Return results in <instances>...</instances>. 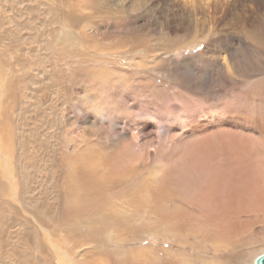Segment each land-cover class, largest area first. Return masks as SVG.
<instances>
[{
	"label": "rangeland",
	"instance_id": "374dc122",
	"mask_svg": "<svg viewBox=\"0 0 264 264\" xmlns=\"http://www.w3.org/2000/svg\"><path fill=\"white\" fill-rule=\"evenodd\" d=\"M260 20L264 0H0V264H253L264 253ZM230 135L248 143L233 170ZM158 180L174 187L166 201ZM208 183L214 203L189 204ZM87 214L101 217L97 237L63 222Z\"/></svg>",
	"mask_w": 264,
	"mask_h": 264
},
{
	"label": "bare ground",
	"instance_id": "6f19581e",
	"mask_svg": "<svg viewBox=\"0 0 264 264\" xmlns=\"http://www.w3.org/2000/svg\"><path fill=\"white\" fill-rule=\"evenodd\" d=\"M255 26V25H254ZM253 27V26H252ZM262 30V29H264V21H262V20H260V21H258V23H257V25L255 26V29H254V32L256 31V30ZM263 32V31H262ZM252 35V34H251ZM250 35V36H251ZM256 36H258V35H256ZM262 37V36H261ZM247 38V37H246ZM257 38V37H256ZM258 39V38H257ZM262 42H264V41H262ZM263 66V65H262ZM254 67V66H253ZM124 81V80H123ZM146 86V85H145ZM1 87H3V86H1ZM119 87V86H118ZM4 88V87H3ZM1 90H3V89H1ZM121 91V90H120ZM159 91V90H158ZM135 92V91H134ZM6 114V113H5ZM225 131V130H224ZM221 133H222V131H220ZM4 133V132H3ZM213 135H214V133H212ZM229 134H232V133H229ZM234 135V134H233ZM236 135H238V134H236ZM222 136H225V135H222ZM231 137H233L234 138V136H232V135H230ZM212 137V136H211ZM198 138V137H197ZM200 138V137H199ZM208 138V137H207ZM236 138V139H235ZM233 140L234 141H231V142H234L236 145H234V149H236V154L234 155H232V157H231V159L229 160V162H228V165H232V166H230V169H232L233 170V168H231V167H233V166H236L237 164H238V166H239V161L241 162V161H243L242 160V156H241V154H240V151H242L241 150V148L244 146H248V143H245V144H247V145H245V144H242L243 143V141L240 139L239 140V138H238V136L237 137H235ZM237 138H238V141H236L235 142V140H237ZM240 138H242V137H240ZM164 139V138H163ZM149 140V139H148ZM168 140V139H167ZM166 140V141H167ZM223 140H225V139H223ZM227 140V139H226ZM231 140V139H230ZM230 140H229V143L231 144V142H230ZM153 141V140H152ZM164 141V140H163ZM222 141V140H221ZM228 141V140H227ZM158 142V141H157ZM242 142V143H241ZM164 143V142H163ZM198 143V142H197ZM233 143V144H234ZM167 144V143H166ZM240 144V145H239ZM178 146H179V144H177ZM196 145V144H195ZM207 145V144H206ZM242 145V147L241 148H239L238 146H241ZM250 145V144H249ZM233 146V145H232ZM158 147V146H157ZM172 148V147H171ZM183 148V147H182ZM247 148H250V147H247ZM173 149V148H172ZM243 149V148H242ZM245 149V148H244ZM243 149V150H244ZM89 150V149H88ZM93 150V149H92ZM177 150H179L178 149V147H177ZM185 150V149H184ZM184 150H180V152H183ZM251 150V149H250ZM176 151V150H175ZM235 151V150H234ZM188 152L189 151H187L186 153H187V155H186V153H184L186 156H188L189 154H188ZM249 152V151H248ZM215 153V152H214ZM242 153V152H241ZM243 153H245V152H243ZM175 154V153H174ZM181 155L183 154V153H180ZM193 154V153H192ZM200 154H201V152H200ZM139 155V154H138ZM137 155V156H138ZM178 155H179V153H178ZM180 155V156H181ZM191 155V154H190ZM189 155V156H190ZM202 155V154H201ZM170 156V155H169ZM175 156H176V154H175ZM183 156V155H182ZM193 157L192 158H194V155H192ZM213 155L211 154V156H210V158H214V157H212ZM243 156L245 157V155L243 154ZM141 157V156H140ZM216 157V156H215ZM249 157V156H248ZM198 158V157H197ZM251 157H249V159H250ZM170 159V158H169ZM175 159V158H174ZM180 159H183V158H180ZM199 159V158H198ZM209 159V158H208ZM218 159V158H217ZM256 159V158H255ZM176 160V159H175ZM178 160H179V158H178ZM184 160V159H183ZM196 160V159H195ZM206 160V159H205ZM211 160V159H210ZM145 161V160H144ZM146 161H147V159H146ZM163 161H165V160H163ZM170 161V160H169ZM192 161V160H191ZM203 161V158L201 157V162ZM207 161V160H206ZM212 161V160H211ZM216 161H218V160H216ZM248 161V160H247ZM162 162V161H161ZM167 162V161H166ZM174 162V161H173ZM176 162V161H175ZM210 162V161H209ZM213 162V161H212ZM254 161L253 160H250L249 161V163H253ZM87 163H88V166L86 167L87 169H91L92 168V170H94L95 171V164L93 163V161L92 160H88L87 161ZM188 163V162H187ZM194 163V162H193ZM207 163V162H206ZM99 164V163H98ZM161 164V163H160ZM165 164V163H164ZM169 164V163H168ZM197 163L195 162V165H196ZM210 164V163H209ZM233 164H235V165H233ZM172 165V164H171ZM178 165V164H177ZM240 165H241V163H240ZM243 165H244V162H243ZM136 166V165H135ZM160 166V165H159ZM163 166V165H162ZM170 166V165H169ZM182 166V165H181ZM203 166V165H202ZM208 166V165H207ZM253 166V165H252ZM251 166V167H252ZM255 166V165H254ZM253 166V167H254ZM257 166H258V164H257ZM103 167V166H102ZM161 167V166H160ZM204 167V166H203ZM209 167H210V165H209ZM216 167V163H215V165L213 166V168H215ZM249 167V166H248ZM247 167V168H248ZM105 168V167H104ZM164 168H166V167H164ZM163 168V169H164ZM169 168H172V167H169ZM175 168V167H174ZM181 168V167H180ZM188 168V167H187ZM186 168V169H187ZM191 168V167H190ZM202 168V167H201ZM236 168V167H235ZM242 168L243 169H246V168H244V166H242ZM250 168V167H249ZM86 169V170H87ZM167 169H168V167H167ZM178 169H179V167H178ZM183 169H184V167H183ZM203 169V168H202ZM218 169V168H217ZM225 169V168H224ZM224 169H223V171H224ZM237 170H238V168H236ZM256 169H258V168H256ZM136 170V169H135ZM147 170V169H146ZM160 170V169H159ZM172 170V169H171ZM176 170V169H175ZM187 170H189V168L187 169ZM235 170V169H234ZM263 170V169H262ZM97 171V170H96ZM102 171V170H101ZM134 171V170H133ZM136 171H139V170H136ZM148 171H150V170H148ZM180 171V170H179ZM215 171V170H214ZM239 172H240V169L238 170ZM144 172V171H143ZM161 172V171H160ZM166 172V171H165ZM170 172V171H169ZM216 172V171H215ZM214 172V173H215ZM227 172V171H226ZM238 172V173H239ZM158 173V172H157ZM185 173V172H184ZM190 173V172H189ZM188 173V174H189ZM216 173H218V172H216ZM219 173H221L220 171H219ZM232 173H233V171H232ZM232 173H231V175H232ZM134 174V173H133ZM156 174V173H155ZM162 174H164L163 173V171H162ZM166 174V173H165ZM173 175H175L174 173H172ZM181 174V173H180ZM222 174V173H221ZM234 174H236L237 175V171H236V173H235V171H234V173H233V175L232 176H234ZM79 175H80V173H79ZM100 175H101V173H100ZM168 175H169V173H168ZM182 175V174H181ZM193 175V174H192ZM235 175V176H236ZM245 175V174H244ZM92 176V173L89 171L88 172V176L87 175H85V174H82V175H80V177L81 178H83L85 181H89V180H91L92 181V179L90 178ZM134 176H137V175H134ZM149 176V175H148ZM172 176V175H171ZM194 176V175H193ZM215 176V175H214ZM234 176V177H235ZM93 177H94V175H93ZM96 177V176H95ZM113 177V176H112ZM158 177V176H157ZM164 177V176H163ZM170 177V176H169ZM190 177H192L191 175H190ZM98 177H96L95 179H97ZM125 178V177H124ZM148 178V177H147ZM162 178V177H161ZM164 178H167V176L166 177H164ZM199 178V177H198ZM203 178V177H202ZM214 178V177H213ZM102 179H103V177H102ZM131 179V178H130ZM132 179H133V177H132ZM152 179V178H151ZM154 179V178H153ZM182 179V178H181ZM193 179H195L196 180V178H195V176H194V178ZM211 179V178H210ZM217 179V178H216ZM239 179V178H238ZM100 180V179H99ZM108 180V179H107ZM155 180V179H154ZM157 180V179H156ZM166 180V179H165ZM168 180H169V178H168ZM168 180H166V182H169ZM182 180H184V178L182 179ZM203 180V179H202ZM5 181V180H4ZM98 181V180H97ZM103 181V180H102ZM135 181V180H134ZM171 181V180H170ZM173 181V180H172ZM185 181V180H184ZM193 181V180H192ZM218 181V180H217ZM240 181V180H239ZM261 181V180H260ZM106 182V181H105ZM104 182V183H105ZM128 182V181H127ZM162 184H163V182H164V180H163V182L162 181H160ZM159 182V180H158V183H160ZM187 182V181H186ZM208 182V181H207ZM209 182H211V180H209ZM213 182V181H212ZM215 182V185L213 184ZM213 183H212V185H214V186H216V184H217V182L216 181H214ZM90 183H92V182H90ZM140 183V182H139ZM145 183V182H144ZM195 183H197L196 181H195ZM206 183V182H205ZM255 183V182H254ZM262 183V182H261ZM103 184V183H102ZM122 184V183H121ZM146 184V183H145ZM161 184V185H162ZM175 184V183H174ZM180 184V183H179ZM91 185V184H90ZM99 185H100V183H99ZM105 185H107L106 183H105ZM155 185H156V183H155ZM159 185V184H158ZM160 185V191L161 192H159V194H161V195H163L162 197H163V199L162 200H164V201H166V199H168L169 198V196L170 195H174V193H173V190H174V187H172L173 188V190L172 189H170V188H167V190H165L166 189V187H167V185H162L161 186ZM188 185V186H187ZM212 185H210L209 183H208V187L206 188L207 190L205 191V193H204V191L203 192H201V189H200V191L198 192L197 190V192H195V193H199L197 196H195V195H193V197L194 198H191V197H185V199L186 200H188L187 202L189 203V200H191L190 202H193V204H196L197 203V201H199V203H200V200L202 199V201H204V203L206 202V203H208V205L209 204H212V202H213V195L212 194H214L215 195V191L214 190H216L215 188H212L213 186ZM253 185V184H252ZM258 185H259V183H258ZM77 186V185H76ZM207 186V185H206ZM158 187V186H157ZM169 187H171V186H169ZM177 187V186H176ZM180 187V186H179ZM184 187H187L188 189H192L193 188V183L192 182H188V183H186L185 185H184ZM210 187V188H209ZM223 187V186H222ZM234 187V186H233ZM245 187V186H244ZM243 187V188H244ZM263 187H264V185H263ZM0 188H2L1 187V184H0ZM102 188V187H101ZM182 188V187H181ZM203 188V187H202ZM221 188V187H220ZM235 188V187H234ZM242 188V189H243ZM252 188H254V186L252 187ZM110 189V188H109ZM159 189V188H158ZM180 189V188H179ZM203 189H205V187L203 188ZM214 189V190H213ZM222 189V188H221ZM175 190H177V188L175 189ZM182 191L181 192H183V188L181 189ZM199 190V189H198ZM213 190V191H212ZM219 190V189H218ZM252 190V189H251ZM180 191V190H179ZM187 191V190H186ZM185 191V192H186ZM191 190H189V192H190ZM193 191H194V189H193ZM261 191V190H260ZM1 192V191H0ZM108 192V191H107ZM170 192V193H169ZM201 192V193H200ZM216 192H217V190H216ZM77 193V192H76ZM218 193V192H217ZM219 193H220V191H219ZM98 194V193H97ZM101 194V193H100ZM179 195H180V193H178ZM187 194V193H186ZM255 195H256V193H254ZM80 195V194H79ZM84 195V194H83ZM96 195V194H95ZM102 195V194H101ZM161 195H160V197H161ZM176 195H177V193H176ZM192 196V195H191ZM262 196L263 195H259L258 196V198H259V200H261L262 201V199L264 198V196H263V198H262ZM103 197V196H102ZM161 197V198H162ZM167 197V198H166ZM172 197V196H171ZM74 198V197H73ZM191 198V199H190ZM235 198V197H234ZM255 198H257L256 196H255ZM257 198V199H258ZM85 200H87V199H85ZM84 200V201H85ZM185 200V201H186ZM90 201V200H89ZM137 201H139V197L138 196H132L131 197V202H137ZM225 201V200H224ZM86 202V201H85ZM226 202V201H225ZM77 203H80V201L79 202H77ZM90 203V202H89ZM160 203V202H159ZM158 203V204H159ZM214 203V202H213ZM218 203V202H217ZM261 203V206L263 207L262 208V210H264V202L262 203V202H260ZM74 204V203H73ZM91 204V203H90ZM155 204H157V203H155ZM170 204V203H169ZM176 204V203H175ZM174 204V205H175ZM189 204H191V205H193L192 203H189ZM224 204V203H223ZM81 205V204H80ZM95 205V204H94ZM200 205H202V204H200ZM256 205V204H255ZM83 206H84V204H83ZM91 206V205H90ZM156 206V205H155ZM158 206H160V205H158ZM176 206V205H175ZM204 206V208H205V214L207 213L206 212V208H208V206L207 205H203ZM188 207H190V206H188ZM201 207V206H200ZM221 207V206H220ZM245 207V206H244ZM257 207V206H256ZM260 207V206H259ZM86 208V207H85ZM93 208V207H92ZM157 208V207H156ZM209 208L211 209L212 207H210L209 206ZM215 208V207H214ZM185 209H187V208H184V210ZM213 209V208H212ZM257 209H258V207H257ZM74 210H76L77 211V208L75 207V204L70 208V212H69V214L71 215V213H72V211H74ZM153 210V209H152ZM184 210H182V211H184ZM208 210V209H207ZM234 210V209H233ZM251 210H253V209H251ZM255 210V209H254ZM259 210V209H258ZM189 211V210H188ZM187 211V212H188ZM199 211V210H198ZM219 211V210H218ZM240 211V210H239ZM93 212V211H92ZM141 212V211H140ZM155 212H157L158 213V215L160 216V217H171V215L172 214H174L175 213V210H173V209H170L169 210V212L167 211V209H163V208H158V209H156V211ZM200 212V211H199ZM209 212V211H208ZM234 212V211H233ZM244 212V211H243ZM258 212V211H257ZM189 213L190 212H188V214L187 215H189ZM209 213H211V212H209ZM208 213V214H209ZM241 213V212H240ZM246 213V212H245ZM185 214V213H184ZM183 214V215H184ZM238 214V213H237ZM88 215V214H87ZM153 215V214H152ZM190 215H192V214H190ZM259 215V214H258ZM72 216H75V215H72ZM77 216V215H76ZM75 216V217H76ZM155 216V215H154ZM179 217L181 216V215H178ZM207 216V218H208V215H206ZM209 216H210V214H209ZM213 216V215H212ZM211 216V217H212ZM219 216V215H218ZM261 216V215H260ZM69 215L68 216H66V218H65V220L63 221L64 223H65V225L67 226V227H69V228H71V229H73V230H75V231H77V232H82V233H84L87 237H94V236H96L97 237V235L99 234V232H100V226H101V224H100V219H101V217H95V218H92V216L91 215H88V216H81L80 218H79V224H78V222H77V224H75L72 220H73V218H75V217H70V222H69ZM162 217V218H163ZM185 217V216H184ZM183 217V218H184ZM236 217H238V216H236ZM148 218V217H147ZM172 218V217H171ZM193 218V217H192ZM214 218V217H213ZM225 218V217H224ZM104 219V218H103ZM110 219V218H109ZM166 219V218H165ZM174 219H176V218H174ZM201 219V218H200ZM209 219V218H208ZM168 220V219H167ZM173 220V219H172ZM109 221H111V220H109ZM177 221H179V219L177 220ZM235 221V220H234ZM180 222V221H179ZM248 222V221H247ZM258 222V221H257ZM81 223H83L85 226H86V228H85V230H79L78 231V228H73L74 226H78V225H81ZM151 223V222H150ZM235 223V222H234ZM237 223H238V221H237ZM252 223V222H251ZM141 224V223H140ZM145 223H143V225H144ZM189 224V223H188ZM236 224V223H235ZM238 224H240V223H238ZM237 224V225H238ZM190 225V224H189ZM178 226V225H177ZM240 226H243V225H240ZM251 226V225H250ZM237 228V227H236ZM235 228V229H236ZM239 228V227H238ZM237 228V229H238ZM146 229V228H145ZM173 229V228H172ZM209 229V228H208ZM243 229V228H242ZM242 229L240 230V228H239V230L240 231H242ZM143 230V229H142ZM154 230V229H153ZM159 230H161L160 228H159ZM209 230H211V229H209ZM224 230V229H223ZM238 230V231H239ZM155 231V230H154ZM158 231V230H157ZM164 231H166L165 229H164ZM164 231H162V232H164ZM199 231V230H198ZM146 232V231H145ZM160 232V231H159ZM180 232V231H179ZM189 232V231H188ZM196 232V231H195ZM224 232V231H223ZM228 232V231H227ZM183 233V232H182ZM181 233V234H182ZM186 233V232H185ZM203 233H204V231H203ZM226 233V232H225ZM230 233V232H229ZM143 234V233H142ZM180 234V233H179ZM221 234V233H220ZM160 235V234H159ZM173 235V234H172ZM192 235V234H191ZM190 235V236H191ZM224 235H226V234H224ZM241 235V234H240ZM228 236V235H227ZM126 237V236H125ZM175 237V236H174ZM165 238V237H164ZM163 238V239H164ZM105 239V238H104ZM175 239V238H174ZM173 239V240H174ZM177 239V238H176ZM180 240V239H179ZM179 240L177 241V242H179ZM221 240V239H220ZM183 241V240H182ZM186 242V241H185ZM197 243H199V242H197ZM222 243V242H221ZM220 243V244H221ZM234 243V242H233ZM175 244V243H174ZM189 244V243H188ZM184 245V244H183ZM191 245V244H190ZM222 245H224V244H222ZM234 245V244H233ZM211 247V246H210ZM220 247H221V245H220ZM227 247V246H226ZM106 248V247H105ZM212 249H214L213 247H212ZM174 251V250H173ZM168 252V251H167ZM205 252V251H204ZM219 252V251H218ZM136 253V252H135ZM170 253V252H169ZM173 253V252H172ZM224 253V252H223ZM177 254V253H176ZM185 254V253H184ZM136 255V254H135ZM142 255V254H141ZM167 255H168V253H167ZM181 255V254H180ZM202 255V254H201ZM136 256H138V255H136ZM199 257V256H198ZM240 257V256H239ZM202 258V257H201ZM192 259V258H191ZM198 259V258H197ZM203 259V258H202ZM184 260V259H183ZM224 260V259H223ZM181 261V260H180ZM195 261V260H194ZM201 261H203V260H201ZM191 262V261H190ZM221 262V261H220ZM228 262H229V260H228ZM189 263V262H188ZM187 263V264H188ZM216 263V262H215ZM168 264V263H167ZM184 264V263H183ZM200 264V263H199Z\"/></svg>",
	"mask_w": 264,
	"mask_h": 264
},
{
	"label": "water",
	"instance_id": "95a60500",
	"mask_svg": "<svg viewBox=\"0 0 264 264\" xmlns=\"http://www.w3.org/2000/svg\"><path fill=\"white\" fill-rule=\"evenodd\" d=\"M253 264H264V253H261L260 255H258L254 259Z\"/></svg>",
	"mask_w": 264,
	"mask_h": 264
}]
</instances>
